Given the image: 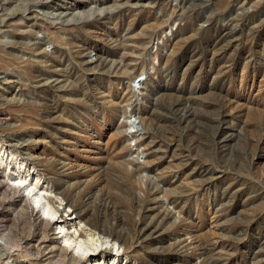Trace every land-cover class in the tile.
Segmentation results:
<instances>
[{"label": "rangeland", "instance_id": "rangeland-1", "mask_svg": "<svg viewBox=\"0 0 264 264\" xmlns=\"http://www.w3.org/2000/svg\"><path fill=\"white\" fill-rule=\"evenodd\" d=\"M22 162L125 264H264V0H0V264H75Z\"/></svg>", "mask_w": 264, "mask_h": 264}, {"label": "bare ground", "instance_id": "bare-ground-1", "mask_svg": "<svg viewBox=\"0 0 264 264\" xmlns=\"http://www.w3.org/2000/svg\"><path fill=\"white\" fill-rule=\"evenodd\" d=\"M17 171L21 173L18 178H14L13 183L18 186L16 188L22 187L26 192L25 196L33 202V209L37 208L48 223L55 225V239L62 241L63 246L60 247L64 252H69L73 263L125 264L123 255L126 248L124 246L119 250L116 242L110 239L112 234L108 229L98 227L87 214L77 210L74 202L52 195L51 187L37 182L39 176H35L34 184L27 182L34 171L28 169L23 162ZM57 193L59 194L58 191Z\"/></svg>", "mask_w": 264, "mask_h": 264}, {"label": "water", "instance_id": "water-1", "mask_svg": "<svg viewBox=\"0 0 264 264\" xmlns=\"http://www.w3.org/2000/svg\"><path fill=\"white\" fill-rule=\"evenodd\" d=\"M140 79L137 78V81H139Z\"/></svg>", "mask_w": 264, "mask_h": 264}]
</instances>
